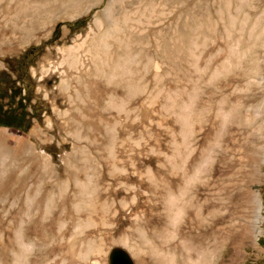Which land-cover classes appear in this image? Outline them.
Returning <instances> with one entry per match:
<instances>
[{
    "label": "rangeland",
    "instance_id": "obj_1",
    "mask_svg": "<svg viewBox=\"0 0 264 264\" xmlns=\"http://www.w3.org/2000/svg\"><path fill=\"white\" fill-rule=\"evenodd\" d=\"M30 48L40 120L0 128V264H108L114 249L160 264L165 183L179 262L196 140L217 104L262 224L216 260L264 264V0H0V72Z\"/></svg>",
    "mask_w": 264,
    "mask_h": 264
},
{
    "label": "bare ground",
    "instance_id": "obj_2",
    "mask_svg": "<svg viewBox=\"0 0 264 264\" xmlns=\"http://www.w3.org/2000/svg\"><path fill=\"white\" fill-rule=\"evenodd\" d=\"M186 108L181 105L183 112ZM179 118V146L187 148L190 130L184 117ZM206 121L196 140L198 148L204 147L198 150L199 163L192 166V176L188 180V183L191 179L197 183H193L194 190L191 189L183 207L185 219L174 232L181 249L179 262L170 259L165 244L173 198L168 185L163 184L162 223L165 229L160 264H220L216 260L217 252L225 242L232 239L250 245L261 233L262 205L259 197L247 188L248 174L238 171L230 158L232 150L227 145L230 136L225 131L227 116L221 113V104H217L216 111ZM249 161L254 162V156ZM166 177L163 175L164 182ZM231 198L235 199L234 203Z\"/></svg>",
    "mask_w": 264,
    "mask_h": 264
},
{
    "label": "trees",
    "instance_id": "obj_3",
    "mask_svg": "<svg viewBox=\"0 0 264 264\" xmlns=\"http://www.w3.org/2000/svg\"><path fill=\"white\" fill-rule=\"evenodd\" d=\"M81 18L72 25L76 28L85 25ZM36 49L30 48L16 59L9 60L8 71L0 72V128L14 129L25 133L33 120H40V113L34 106L28 110L31 94L27 88L25 71L35 57ZM264 248V241L260 242Z\"/></svg>",
    "mask_w": 264,
    "mask_h": 264
},
{
    "label": "water",
    "instance_id": "obj_4",
    "mask_svg": "<svg viewBox=\"0 0 264 264\" xmlns=\"http://www.w3.org/2000/svg\"><path fill=\"white\" fill-rule=\"evenodd\" d=\"M108 264H132V262L125 252L114 249L109 252Z\"/></svg>",
    "mask_w": 264,
    "mask_h": 264
}]
</instances>
